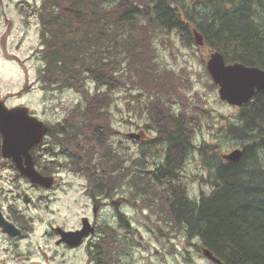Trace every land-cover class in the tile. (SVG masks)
I'll return each instance as SVG.
<instances>
[{
    "label": "trees",
    "instance_id": "1",
    "mask_svg": "<svg viewBox=\"0 0 264 264\" xmlns=\"http://www.w3.org/2000/svg\"><path fill=\"white\" fill-rule=\"evenodd\" d=\"M32 7L39 24L37 79L44 91L78 95L62 108L79 116L72 143L94 162L89 174L110 180L112 192L127 184L128 194L122 196L140 212L157 197L167 231H183L186 244L200 252L207 248L221 264H264V88L224 128L235 135L230 138L241 156L220 160L216 146L195 144L199 116L211 115L203 99L190 93L189 72L160 66L155 45V38L173 33L188 48L219 51L226 62L264 70V0H39ZM21 8L27 23L28 12ZM193 29L201 34L202 46L195 45ZM200 61L208 86L215 89L206 58ZM117 90L137 103V125L143 123L151 136L135 141L140 156L130 162L113 139L111 107ZM150 148L154 157L164 158L155 163L156 181L143 184L150 164L141 163V150L152 158ZM195 150L205 152L210 176L200 183H208L210 190L200 187L191 195L179 172ZM209 159L220 161L213 169ZM121 222L131 235L139 233L129 229L128 218ZM127 232L122 243L128 250L136 242L128 240ZM115 242L112 235V248Z\"/></svg>",
    "mask_w": 264,
    "mask_h": 264
},
{
    "label": "flooded vegetation",
    "instance_id": "2",
    "mask_svg": "<svg viewBox=\"0 0 264 264\" xmlns=\"http://www.w3.org/2000/svg\"><path fill=\"white\" fill-rule=\"evenodd\" d=\"M0 100L8 108L25 105L22 102L10 104L2 96ZM47 104V100L42 102L44 118L25 106L29 108V115L46 125L45 133L30 144L27 153L37 172L53 176L50 186L34 182L19 172L12 157L3 154L0 130V216L13 228L7 232L0 224V264H41L45 261L49 264H121L123 257L129 255L122 243L127 228L121 222L122 217L127 219L123 212L127 198L122 196V189L112 192L110 180L89 174L94 168L88 165L94 162L86 150H76L72 143L73 135L76 138L72 135V126L78 121V114L63 110V106H60L62 112L49 113ZM142 125L135 127L140 143L151 138ZM120 134L124 138L121 142L128 140L126 132ZM150 154L149 151L148 156ZM16 155L25 165L26 156L21 148ZM146 156L141 150V163L148 161L154 166L147 171L156 179L160 175L155 166L157 161ZM58 229L86 230V233L79 243L71 244L61 239ZM112 235H116L115 248H112ZM49 240L53 244L47 258Z\"/></svg>",
    "mask_w": 264,
    "mask_h": 264
},
{
    "label": "rangeland",
    "instance_id": "3",
    "mask_svg": "<svg viewBox=\"0 0 264 264\" xmlns=\"http://www.w3.org/2000/svg\"><path fill=\"white\" fill-rule=\"evenodd\" d=\"M39 0H0V96L6 97L10 104L22 102L29 106L31 111L38 116L45 117L42 111V102L47 100V111L62 112L63 105H72L78 100V95L73 90H65L62 93L55 91L50 93L40 87L37 79L38 66L40 61L36 58L35 49L39 45V24L36 13L33 11L32 4L38 3ZM24 7L27 11V23L25 15L22 12ZM155 45L158 50V59L160 66L171 67L176 70L185 67L190 74V93L194 94L195 99H203V109L207 110L211 118L206 115H200V129L195 134V144H211L216 146L214 152L217 153L220 160H225L222 154L229 152L235 146L236 140L230 138L232 134L225 132V126L229 121L237 117L240 107L229 105L219 99L217 84L210 79L215 85V89L208 86L209 77L203 70L200 58H208L209 50L206 48H188L184 46L179 38L170 33L162 38H155ZM125 90L116 91V105H112L111 124L117 132L113 136L114 142L124 152L128 162L135 160L140 156V147L136 142L131 140L123 141L121 132L136 131L135 127L140 121L137 117L138 105L129 98L122 97ZM133 107V108H132ZM49 115V114H48ZM127 136V135H126ZM111 140V138H110ZM151 149V157L156 161L160 158L154 157ZM205 152L195 150L187 158L186 164L179 172V176L187 185L191 195H197L200 187L208 192L210 185L200 183L202 179H208L210 168L205 164ZM210 160V159H209ZM219 160V161H220ZM219 161L217 163H219ZM228 161V160H225ZM212 168L217 165L211 161ZM154 166H149L153 170ZM211 168V171H212ZM143 184L153 183L156 179L151 173L143 174ZM128 180V179H127ZM127 184L122 188L124 194H128ZM161 189L155 184L154 189ZM128 202V201H127ZM151 207L144 206L142 213L136 206L128 203L123 209L125 216L128 218L129 226L135 235L127 232L128 240L136 242L131 246L132 254L123 257L122 263L127 264H216L208 259L202 251L194 245H188L184 241L183 231H167V228L161 222L158 211V199L151 202ZM167 214H165L166 216ZM159 227L161 232L157 229ZM133 232V231H132ZM196 241V240H195ZM193 241L194 243H196ZM139 242V243H137ZM52 241L49 240L47 245V258H49ZM128 249V250H129ZM127 250V251H128ZM46 258V257H45ZM41 264H49L45 261Z\"/></svg>",
    "mask_w": 264,
    "mask_h": 264
},
{
    "label": "water",
    "instance_id": "4",
    "mask_svg": "<svg viewBox=\"0 0 264 264\" xmlns=\"http://www.w3.org/2000/svg\"><path fill=\"white\" fill-rule=\"evenodd\" d=\"M194 42L197 46L203 45V38L196 30H192ZM206 69L212 80L218 85V95L220 99L231 105L241 106L247 103L256 91L264 88V70L257 66H250L241 62H226L224 56L219 51H211L206 60ZM29 108L25 105H18L8 108L0 100V130L3 135L2 151L6 157H12L22 175L29 177L32 181L45 186H50L53 182V176H43L37 172L32 164L27 148L31 143L37 142L46 131V125L28 114ZM127 136L132 140H138L140 135L136 132H129ZM18 137L26 140H18ZM21 148L26 156L25 165L19 161L16 155ZM242 154L241 148H234L223 158L228 161L237 160ZM0 224L4 226V231L10 232L13 228L0 216ZM61 239L71 244L80 242L81 237L86 230L63 231ZM204 256L216 264L221 261L213 256L210 250L203 247Z\"/></svg>",
    "mask_w": 264,
    "mask_h": 264
}]
</instances>
